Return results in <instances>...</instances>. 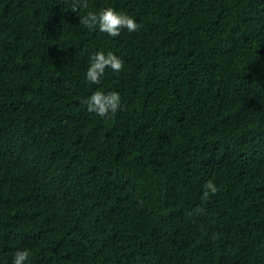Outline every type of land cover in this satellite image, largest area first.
Instances as JSON below:
<instances>
[{
    "label": "trees",
    "instance_id": "1",
    "mask_svg": "<svg viewBox=\"0 0 264 264\" xmlns=\"http://www.w3.org/2000/svg\"><path fill=\"white\" fill-rule=\"evenodd\" d=\"M109 7L137 30L79 23ZM96 52L124 67L90 84ZM19 250L264 264V0H0V264Z\"/></svg>",
    "mask_w": 264,
    "mask_h": 264
},
{
    "label": "clouds",
    "instance_id": "2",
    "mask_svg": "<svg viewBox=\"0 0 264 264\" xmlns=\"http://www.w3.org/2000/svg\"><path fill=\"white\" fill-rule=\"evenodd\" d=\"M87 7L85 3L83 5ZM79 23L84 25L89 30H99V32L107 34L109 37H118L121 31L126 29L128 33L137 30V24L130 16L120 13L111 7L103 9L99 12L89 11L85 16L81 17ZM123 61L116 57L112 52L107 54L96 52L90 58V65L86 71V81L90 84H99L101 77L106 69H111L113 72L119 73L123 70ZM84 104L89 113H94L101 118H110L115 115L122 107L121 97L119 93L109 92L107 94L96 91ZM205 195L208 192L215 193L216 187L211 180L203 185ZM30 256L28 250H19L15 253L12 264H26Z\"/></svg>",
    "mask_w": 264,
    "mask_h": 264
}]
</instances>
